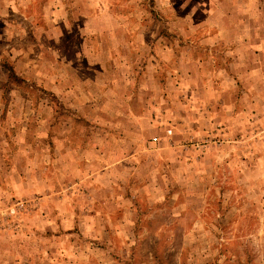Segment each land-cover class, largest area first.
<instances>
[{"label": "rangeland", "instance_id": "obj_1", "mask_svg": "<svg viewBox=\"0 0 264 264\" xmlns=\"http://www.w3.org/2000/svg\"><path fill=\"white\" fill-rule=\"evenodd\" d=\"M0 264H264V0H0Z\"/></svg>", "mask_w": 264, "mask_h": 264}, {"label": "trees", "instance_id": "obj_2", "mask_svg": "<svg viewBox=\"0 0 264 264\" xmlns=\"http://www.w3.org/2000/svg\"><path fill=\"white\" fill-rule=\"evenodd\" d=\"M14 75H16V74H15V73H14V74H12V77H13Z\"/></svg>", "mask_w": 264, "mask_h": 264}]
</instances>
